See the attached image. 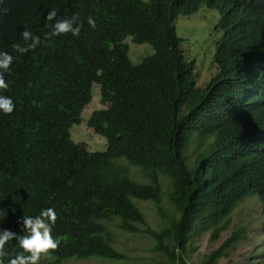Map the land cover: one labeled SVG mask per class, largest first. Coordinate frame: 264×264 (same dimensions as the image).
<instances>
[{
	"label": "trees",
	"instance_id": "trees-1",
	"mask_svg": "<svg viewBox=\"0 0 264 264\" xmlns=\"http://www.w3.org/2000/svg\"><path fill=\"white\" fill-rule=\"evenodd\" d=\"M200 5L218 13L215 71L202 82L173 25ZM50 10L57 19L78 14L80 35L45 41ZM24 30L44 42L20 54L13 45H24ZM128 35L152 52L133 63L122 41ZM0 52L14 58L0 94L16 106L10 115L0 112V229L27 234L23 216L54 208L52 234L60 244L41 264L124 259L112 227L150 236L163 256L155 264H188L189 237L207 227L216 239L239 198L257 194L264 212V0H0ZM94 83L101 105L86 122L105 137L102 150H89L68 130ZM193 133L208 140L187 155ZM120 159L147 180L132 178ZM159 172L168 176L178 215L155 229L132 198L158 204ZM239 233L231 230L199 264H216ZM7 251H21L15 239Z\"/></svg>",
	"mask_w": 264,
	"mask_h": 264
},
{
	"label": "rangeland",
	"instance_id": "rangeland-1",
	"mask_svg": "<svg viewBox=\"0 0 264 264\" xmlns=\"http://www.w3.org/2000/svg\"><path fill=\"white\" fill-rule=\"evenodd\" d=\"M218 13L216 9L200 5L197 10L186 14L177 15L173 21L175 32L182 38L179 47L186 57H193L195 60L194 76L198 82L206 80L215 71L210 55L213 48L212 38L215 31L213 25L216 23ZM127 44L130 60L138 62L141 57L152 52V48L145 42L137 43L131 37L125 36L122 39ZM99 87L93 84L90 100L84 104L80 112L81 119L69 127V136L72 140L82 143L89 150H102L105 147L106 139L103 135L94 132L92 127L87 125V117L90 111L99 107ZM208 137H199L195 133L190 135L186 148L189 155L192 147L200 149ZM125 165L128 174L136 180H147L139 167L128 164L120 159ZM158 179L161 184V197L158 204L151 199L132 198L133 202L143 213L147 223L152 228L158 229L167 223L171 214L177 216L168 200L169 190L168 176L160 173ZM229 216L230 225L220 231L216 239L208 236L207 227H201L193 233L185 243V260L188 264H199L206 254L231 230H238L239 236L233 246H228V253L217 259L216 264H264V212L260 209V201L257 194H248L239 198L232 206ZM114 230L113 245L116 249L126 254L121 260H111L104 257H67L57 264H155L163 259L162 254L153 247V240L143 231L128 232L112 227ZM178 251V250H177ZM51 258L49 255L46 259Z\"/></svg>",
	"mask_w": 264,
	"mask_h": 264
},
{
	"label": "clouds",
	"instance_id": "clouds-1",
	"mask_svg": "<svg viewBox=\"0 0 264 264\" xmlns=\"http://www.w3.org/2000/svg\"><path fill=\"white\" fill-rule=\"evenodd\" d=\"M45 19L52 23V30L48 32L44 40L51 43L54 37L71 34L79 36L81 25L79 15L75 14L70 19H57L56 10L47 12ZM88 25L95 29L96 22L92 17L88 18ZM24 45L14 44L13 48L20 54H25L35 50L44 41L39 36H34L30 31L24 30L21 33ZM13 56L7 52H0V93L8 90V82L4 74L9 72L13 63ZM13 100L5 95L0 94V112L10 115L15 110ZM57 213L54 208L43 209L39 215L23 216L22 225L24 232L27 234L17 235L10 230L0 229V264H41L52 252L56 251L60 244L59 238H54L52 231L57 221ZM16 240L21 251L13 253L11 256L7 251V246L13 240Z\"/></svg>",
	"mask_w": 264,
	"mask_h": 264
}]
</instances>
